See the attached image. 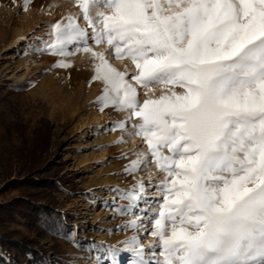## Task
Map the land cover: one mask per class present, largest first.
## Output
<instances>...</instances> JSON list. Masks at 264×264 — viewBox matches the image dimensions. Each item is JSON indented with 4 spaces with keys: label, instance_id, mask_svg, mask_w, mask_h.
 Here are the masks:
<instances>
[{
    "label": "snow or ice",
    "instance_id": "snow-or-ice-1",
    "mask_svg": "<svg viewBox=\"0 0 264 264\" xmlns=\"http://www.w3.org/2000/svg\"><path fill=\"white\" fill-rule=\"evenodd\" d=\"M76 5L81 16L51 24V39L38 37L45 46L36 50L64 58L55 65L61 68L72 66L67 57L90 54L93 80L104 84L100 111L128 114L101 130L147 144V152L121 153L137 157L124 174L150 165L165 174L110 189L117 193L113 218L133 217L117 228L133 235L122 249L107 245L106 259L118 264L114 253L125 251L136 257L129 264H264V0ZM93 45L130 60L136 71L128 78Z\"/></svg>",
    "mask_w": 264,
    "mask_h": 264
},
{
    "label": "rangeland",
    "instance_id": "rangeland-1",
    "mask_svg": "<svg viewBox=\"0 0 264 264\" xmlns=\"http://www.w3.org/2000/svg\"><path fill=\"white\" fill-rule=\"evenodd\" d=\"M24 6L25 0H0V206L11 210L0 212V253L14 264H48L49 259L52 264H111L106 246H126L133 232L117 225L133 217L113 218L109 204L117 193L110 189H130L141 179L157 182L165 174L155 165L124 174L137 157L121 159V153L147 152V144L122 130H101L128 114L112 107L100 111L104 84L93 80L90 54L67 57L72 66L61 68L55 65L64 58L36 50L45 46L38 37L51 39V24L67 23L69 14L81 16L76 0H32L27 10ZM79 23L87 28L82 19ZM93 47L105 51L128 78L136 71L105 45ZM144 91L141 102L147 98ZM160 94L156 87L154 95ZM3 238L31 241L37 253L7 250ZM152 239L141 242L147 246ZM114 255L118 264L136 259L131 252Z\"/></svg>",
    "mask_w": 264,
    "mask_h": 264
},
{
    "label": "trees",
    "instance_id": "trees-1",
    "mask_svg": "<svg viewBox=\"0 0 264 264\" xmlns=\"http://www.w3.org/2000/svg\"><path fill=\"white\" fill-rule=\"evenodd\" d=\"M24 209L25 208H31L30 206H27L26 204H22ZM23 210V209H22ZM5 211V212H11L10 209H8L5 206H0V212ZM31 241L26 242H20V241H10L7 238H3L1 245L3 248L7 249V250H11L13 248H17V249H22L24 252L28 251L33 253V255H36V250L33 249L32 247H29L28 243H30ZM0 264H14L13 261L11 259H7L3 254L0 253Z\"/></svg>",
    "mask_w": 264,
    "mask_h": 264
},
{
    "label": "bare ground",
    "instance_id": "bare-ground-1",
    "mask_svg": "<svg viewBox=\"0 0 264 264\" xmlns=\"http://www.w3.org/2000/svg\"><path fill=\"white\" fill-rule=\"evenodd\" d=\"M61 9V8H60Z\"/></svg>",
    "mask_w": 264,
    "mask_h": 264
}]
</instances>
